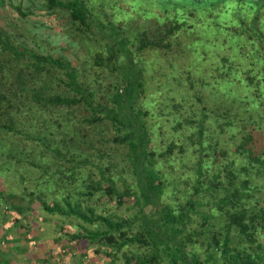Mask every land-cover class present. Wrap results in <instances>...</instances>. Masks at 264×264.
<instances>
[{
    "label": "trees",
    "instance_id": "16d2710c",
    "mask_svg": "<svg viewBox=\"0 0 264 264\" xmlns=\"http://www.w3.org/2000/svg\"><path fill=\"white\" fill-rule=\"evenodd\" d=\"M37 2L85 72L0 26V264H264V0Z\"/></svg>",
    "mask_w": 264,
    "mask_h": 264
},
{
    "label": "rangeland",
    "instance_id": "374dc122",
    "mask_svg": "<svg viewBox=\"0 0 264 264\" xmlns=\"http://www.w3.org/2000/svg\"><path fill=\"white\" fill-rule=\"evenodd\" d=\"M13 4H19L21 8L30 11L25 17H20L15 10L8 5H4L0 8V26L9 33L15 35L18 42H23L29 47H36L38 50L47 49L48 53L53 56L62 55L68 58L73 65L78 67V70H82L81 61H83L86 47L84 41L81 40L76 30L70 27L67 16L55 14H47L43 8H38L39 4L37 0H5ZM138 0H130V2L138 3ZM142 1V0H140ZM148 5L153 7L154 10L162 8L165 5V0H146ZM116 2L120 3V0H88V6L94 10L95 14L103 15L104 19L118 22L120 18L118 15L117 6H114ZM145 5V2H142ZM132 13V18L128 23H123L125 31L130 29L134 31L146 30L149 33L154 31L156 22L148 15L147 18H143L142 10H146L147 7L139 8ZM131 10H134L132 8ZM131 15V14H130ZM142 15V16H140ZM19 33V34H18ZM33 39L37 42L33 43ZM96 44V43H95ZM86 67V66H84ZM154 79H148L149 85L153 84ZM4 185V181H1ZM38 217V216H37ZM35 217L33 220L34 225H38L36 229L37 235L40 239H50L53 234V229L47 222H41L40 219ZM35 233V232H33ZM41 241V240H40ZM23 259V258H22ZM21 258L18 259L17 264H24Z\"/></svg>",
    "mask_w": 264,
    "mask_h": 264
}]
</instances>
